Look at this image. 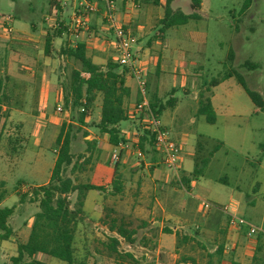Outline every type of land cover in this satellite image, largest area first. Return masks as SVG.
Returning <instances> with one entry per match:
<instances>
[{"label": "rangeland", "instance_id": "obj_1", "mask_svg": "<svg viewBox=\"0 0 264 264\" xmlns=\"http://www.w3.org/2000/svg\"><path fill=\"white\" fill-rule=\"evenodd\" d=\"M50 1L0 0V17L10 18L12 29L21 32L24 36L20 35L19 38L25 39L32 35L30 26L36 27L38 33L42 28L49 31L50 28L44 23L43 18L49 13ZM56 1L66 2V0ZM243 2L244 0H201V9L197 13L198 21H190L184 27L175 29L176 31H163L164 39L170 44L175 41V44L181 43L183 47L186 45L192 49L188 51V54L177 53L175 55L176 72H173L172 81L166 85L165 89L173 90L171 97L176 108L175 111L167 110L163 113L160 121L166 127L163 131L173 142L168 132V129H172L170 126L172 120L176 117L184 118L183 121L186 124L184 132L196 150L192 162H187L183 166L184 171L189 172L188 175H183L177 169V178L181 185L176 181L173 172L163 165L160 166L158 161L155 160L157 165L151 167L155 181L148 185L150 184V187H155L157 190L160 189L158 187L163 186L164 191L178 189L176 192L179 193V202L182 205L177 213L173 211L179 219L174 232L180 252L169 264H218L212 250L220 247L225 237H231L234 234H227V231L231 229L227 225V217L214 210H220L230 204L235 208L236 219L242 220L253 228L255 234L250 235L246 227L231 230L237 231L241 243L245 244L251 240L253 245L251 252L255 254L256 249H259V252L255 254L257 259H260L264 252V114L257 110L255 114V109L240 91V96L234 98L231 103L236 109L235 117L239 116V118L226 119L225 123L220 119L218 125L210 126L205 124L202 118L192 114L195 123L188 124V111L196 107L198 94L202 93L207 96L206 91L210 92L212 89L210 84L219 81L229 70L239 75L246 88L256 93L264 103V0H251L248 10L240 14ZM171 9L184 14L191 13L190 4L185 0H174ZM154 14L162 15V11L155 8ZM120 18L124 19L122 16ZM117 19L115 14L116 22ZM100 26L99 29L103 32L104 25ZM150 27L152 30L149 34L153 35L161 26L159 22L155 25L151 22ZM174 31L176 33H173ZM177 34L182 37L188 35L187 38H190L191 42L187 39L184 44L185 41L180 39V36L176 38ZM43 36L38 40L40 48L43 47ZM153 36L156 37L155 34ZM97 38L94 39L99 41ZM57 42L58 40L55 39L54 43ZM228 53L232 55L231 63L226 60ZM245 62L254 66V70L242 69ZM108 63L111 62L106 64ZM54 68L56 88L61 90V98L67 97L68 99L70 73L73 68H78V65L69 60L66 65L59 63L58 66L56 61ZM31 71L35 77L38 76L34 68H31ZM165 71L171 79L169 73L173 71V67L169 66ZM52 76L48 70L43 72L44 80L45 77L51 79ZM181 76L185 77L186 93L178 87L182 80ZM40 84L41 82H36V89ZM160 93L164 103L167 95L165 98L162 92ZM8 97L7 103H18V98H14L13 94H9ZM60 105L62 113L57 115L58 118L64 123L69 122L72 117L76 119L79 109L72 113L69 105L67 108H64L62 102ZM28 107L26 105L24 109L27 110ZM53 114H55L54 111L51 116ZM26 115L28 121L24 123L16 120L9 121L8 112L2 114L3 120L0 121H3L0 123V181L4 184L5 192L0 209H13V214L7 221V226L12 232L11 241L0 242V264H11L8 257L13 254L16 256V245L25 241L32 217L37 213V205L30 204L29 197L21 204H19V199L26 196L33 186L43 185L48 181L56 156L52 142V129H40V127L46 128L47 123L37 119L36 109ZM97 118L98 109L93 107L85 117L87 122L85 128L88 132L82 129L76 131V128L72 131L70 154L73 158L72 164H76V170L71 171V167L66 169L64 177L72 181L74 185L92 183L104 186V184H109L110 177L105 175L104 171L108 169L113 171L114 165L110 160V152L101 151V142H97L93 150H89L85 145V142L93 143L92 138L94 137L101 138L94 129ZM235 126H237L236 132H230L228 128ZM119 130L128 135L132 130H137V125L121 123ZM19 133L22 138L16 143L13 135ZM83 133L88 137L83 139ZM32 134H35L34 137ZM26 140L28 144L25 143ZM127 143L126 163L122 165L119 158L116 170H114V178L117 177V180L121 181L124 186L135 184L134 173L142 167V162L132 155L133 152L135 153V144L133 146L129 141ZM147 152L150 151L147 150ZM143 159L149 163L147 156H143ZM136 178L149 181L148 172L142 171ZM182 178L187 181L186 185L182 183ZM190 183H193L191 191L188 194L182 192L181 189L183 191L190 189ZM74 198V195L68 196L70 208H72ZM201 203L209 205L210 212H215L216 215L208 216L201 208ZM136 226L133 224L131 229H136ZM102 227L100 222L95 227L88 225L86 230L89 236L86 240H81L78 234L75 235L73 264H154V257L140 256L139 250L142 247L149 250L150 245L140 240V235L137 233L131 246L119 240L116 252L122 257L121 260L110 257L106 246L109 244L108 241L115 236L106 233ZM170 227L164 225L163 229L168 230ZM148 234L152 235L153 231H149ZM229 242L227 243L228 250L232 244L230 239ZM245 251L250 253L248 250ZM207 252H211L210 255ZM234 260L228 251L224 257H220L219 264H236ZM49 261L53 264H63L53 259ZM49 261L43 259L41 264H49ZM243 262L252 264L249 259H244ZM158 263L165 264L163 257H159Z\"/></svg>", "mask_w": 264, "mask_h": 264}, {"label": "crops", "instance_id": "obj_2", "mask_svg": "<svg viewBox=\"0 0 264 264\" xmlns=\"http://www.w3.org/2000/svg\"><path fill=\"white\" fill-rule=\"evenodd\" d=\"M112 1L116 5L115 14L116 17H118L117 22L124 27L130 37L133 39L131 53L144 72L148 106L149 101L155 106L164 105L167 100L163 103L160 92H162L165 98L167 95V99H172L171 94L173 90L170 89L167 91L165 87L167 84L171 83L173 77L172 75L174 74L173 72H176L177 60L175 59V55L177 53L188 54V51H190L192 47H187L186 45H184L183 47L181 43L175 44V41H172L171 38L170 42H172L170 44L169 42H167V40L164 39V33L160 34L159 30L154 33L156 37L153 36L154 34H149V31L152 30V27H150L151 22H153V25H155V23L159 22L162 19V1H160L157 6H153L148 0H119V2L117 0ZM185 2L187 3L189 2V0H185ZM57 3L58 1L51 0L50 5L48 6V10L50 11V9L56 5L55 8L57 9V11H60ZM51 4H54V6L51 7ZM155 8L161 10L162 15H155ZM61 13V23L67 26L69 23L68 10H62ZM121 16L124 18L123 20L120 18ZM133 19L134 23H132ZM100 25L101 24L99 22V17L97 15L91 16L89 18V30L79 33L75 37H67L66 35H63L65 33V29H63V27L61 26L63 34L61 33V37L56 39L58 40L56 44L54 43L55 39L51 41L48 56H44V47L40 48L38 42L42 35H44V46V37L47 31H45V29L43 28L40 29V32L38 33L36 27L30 26L32 35L28 36L25 39L18 38V41L8 42L6 40L0 39V75L6 77L7 79L5 84V96L7 98L9 94H13L14 98H18V103L10 104L5 102L3 107H1L2 114L8 112L9 121L16 120L19 123H24L28 121V116L26 114L33 112L34 109H36V113H38L37 119L39 121L47 123L46 128L40 127V129H52L54 136L55 130L58 128V126L61 123H64L62 119L57 117V115L53 114L51 116V113H53L55 107L61 102L63 103V98H61V90L59 88H56V78L54 77L55 62L57 61L58 66L59 63L64 66L69 61L61 54V51L64 48L74 49L76 44H83L85 48V56L93 65L101 67L102 65L105 66L107 62L116 64V55L114 54L113 50L106 45L105 39H107L108 36L105 35V33L102 32L101 29H99L101 27ZM177 28H171L168 30H175ZM175 31L173 33H176ZM14 32L18 37L20 35L24 36L21 32ZM179 36L180 35L177 34L176 38L178 39ZM187 37L188 35L184 37L180 36V39L182 38L185 41L184 44L187 42V39H189V41L191 42L190 38ZM94 38H97L99 41ZM57 46H59L58 50H56ZM55 55H57L58 57H56ZM169 66L173 67V71L169 73L171 75V79L169 78L168 73L165 71V69H168ZM31 68H34L36 76L38 75L37 77L33 75L34 73L31 71ZM45 70H48L49 74L53 75L51 79L50 77H45V80L43 79V72ZM72 71H78V68H73ZM119 74L121 75L123 87L129 92V96L124 105V108L130 119L125 123L137 125V130H132L128 133V135L121 133L119 130L120 135L123 136V139L126 142L124 144L125 148L120 150L118 153V159L120 158V163L123 165L126 163V159L128 158V150H126V146L128 145L127 141H129V143L131 142L132 145H137L139 141V137L141 136L140 128L142 126L141 122L143 116L137 114H134L132 116L134 107L139 102L135 83L125 70L120 69ZM181 77L182 80L180 81L178 87L183 90L184 93H186L185 77ZM38 81L41 82V84L39 88L36 89V82ZM240 91H242L241 88L235 83L233 78L225 79L212 87L211 91L207 94L215 119L214 125L212 126L218 125L220 119L223 121V123H225L226 119L232 120L235 118H239V116L235 117L236 109L233 105H231V103L233 102L234 98H238L240 96ZM28 96L30 98H28ZM99 104V99H97L94 107L98 109V114ZM26 105L29 106L27 110L24 109ZM175 108L176 107L174 103L171 109H165L157 117L161 129L164 130L166 128L160 121L161 115L167 110H170V112L175 111ZM196 110L197 105L192 111H188V124L190 125H193L195 123V120L192 118L193 116L199 117L196 115ZM254 113H257L256 109L254 110ZM192 114L193 116H191ZM1 119L2 117L0 118V121ZM183 119L176 117L175 120H172V124L170 125L172 126V129H168V132L173 142L179 148L177 169H179L180 173H182L183 175H188L189 172L184 171L183 166L187 164V162H192L195 157L196 150L194 148V144L188 140V137L184 132V126H186V124ZM98 121L99 115L95 125L98 123ZM0 123H3V121ZM69 123L70 121H66L64 124L67 125ZM86 123V119H84V126L87 125ZM32 129L35 130V128ZM36 129H39V127H36ZM81 129L88 132L85 127H81ZM228 129L230 132L234 133L237 130V126L229 127ZM34 135L32 134L33 137ZM86 137L88 136L86 135ZM21 138L22 137L20 136V133L13 135L14 142L16 143L20 141ZM199 138L201 139V137ZM92 141H94L95 145H97V142H101V151H109L111 153L112 147L107 144V137L105 135L101 136L100 139L94 137L92 138ZM25 143L28 144V141L26 140ZM147 154L148 155H146L145 153H141L142 158L139 160L142 162V167L141 169H137L134 173L136 182L133 185L124 186L121 181L117 180L118 178L116 176V178H114V170H116L114 168L113 171L109 169L104 171L105 175H109L110 177L108 185L104 184L103 186L100 184L87 183L96 187H102L104 191L101 193L92 191L85 194V199L82 206V220L77 224L75 235L78 234L81 240H86L89 236L86 227L88 225L95 227L99 222L103 226L102 228L107 233L105 224H107L110 220H116L118 221V223L127 226L128 230L133 232L132 239L137 233L138 235H140V240L150 245L149 250L144 247L139 250L140 256L142 255L143 257H154V264H159L158 260L161 256L163 257L165 264H169L171 261H174L176 259L178 253L180 252V247L178 245L176 234L174 232L176 229L175 226L179 224V219H177L178 217L174 214V212L176 211L177 213V210H180V206L182 205L179 202V193L176 192L178 189L164 191L162 190L163 186L158 187L160 188L158 190L155 189V187L149 186L155 181L154 171H152L153 168L151 167L157 165L155 164L156 161L159 162L158 164L160 166L161 163L159 157L153 152L152 149ZM132 155L136 157L134 152L132 153ZM143 156H147L149 158V163L145 162ZM142 171L148 172L149 181L136 178V176H138ZM175 179L181 185L176 177ZM114 181L119 182V192L116 193L112 190V182ZM148 183L150 184L148 185ZM192 184L193 183H190V189H188L187 191H183L182 189L181 191L188 194L192 189ZM43 185H36L32 188H37ZM214 211L219 214L221 213L219 210ZM214 213L210 212V210L206 212V214L210 217H214L216 215ZM133 224L137 225L136 229H131V226ZM164 225H168L169 227H171L168 228V230H164ZM149 231H153V234H148ZM236 232L237 231L231 229L227 231L228 235H234L231 237H225V239H223L221 243L222 245H220L222 246L221 257H224L229 251V253L235 259L234 263L245 264L243 262L244 259L252 260V257L254 255L251 252L253 251V245L251 244V240L247 241L245 244L241 243ZM10 236H12V232ZM166 237H168L169 239H167ZM26 239L23 243H20V245L24 244L26 242ZM229 239L232 244L230 245V248L228 250L227 243L229 242ZM9 241H11L10 237L7 243ZM215 250L216 248L212 250V253H214ZM245 250L250 251V253L246 252ZM210 253L211 252H207V254L209 255ZM14 256L15 255L13 254L8 257V259L11 260L15 258ZM43 259H47L49 261L48 258L42 257L39 259V262L41 263V260ZM48 263L53 264L50 261Z\"/></svg>", "mask_w": 264, "mask_h": 264}, {"label": "trees", "instance_id": "obj_3", "mask_svg": "<svg viewBox=\"0 0 264 264\" xmlns=\"http://www.w3.org/2000/svg\"><path fill=\"white\" fill-rule=\"evenodd\" d=\"M153 6L163 2V16L159 21V33L162 34L171 28L185 26L190 21H198L197 13L200 10L201 0H189L191 13L184 15L178 10L171 9L173 0H148ZM251 0H244L240 14L248 10ZM54 4H51V7ZM56 6V5H55ZM54 6V7H55ZM62 27L59 30H49L44 37V56H48L50 43L53 39L61 37ZM61 54L68 60L73 61L78 65V71H72L69 78V97H64L63 105L67 108L69 105L70 112L74 113L79 109V113L74 119L70 118V123L65 125L61 123L55 130L53 136V145L56 154L53 167L50 171L48 182L40 187L31 188L26 196L19 199L21 204L27 197L30 204L37 205V213L32 217L31 226L26 242L22 245H17L16 256L11 259V264H41L39 259L44 257L56 260L63 264H73V241L77 224L82 220V206L85 199V194L88 192L101 193L104 191L102 187H96L91 184L74 185L72 181L64 177L66 169L71 167V171L76 170V164H72L73 158L70 154V142L72 131H76L84 126V119L93 109L97 99H99V121L94 125L99 136L107 137V144L114 148L117 144H125L123 136L119 132V124L127 122L130 118L124 108L128 99L129 92L123 87L121 75L119 74L120 67L116 64L108 63L104 68L93 65L85 56V48L83 44H76L74 49L64 48ZM226 60L231 63L232 55L228 53ZM242 69L254 70V66L245 62ZM80 74L88 76L86 80L80 78ZM233 78L235 83L241 88L244 95L259 113L264 114V103L261 98L254 92L248 90L244 85L242 78L231 70L227 71L219 81H214L210 85L214 87L219 82ZM6 77L0 75V118L2 117L1 107L7 101L5 96ZM209 91H206L208 94ZM174 100L169 98L161 106H155L149 101V110L157 118L165 109H171L174 105ZM81 111V112H80ZM134 115V112L132 116ZM196 115L204 119L207 125H214L215 119L210 106L208 97L205 94L197 96ZM75 120V121H74ZM75 123V124H74ZM141 136L137 145H133L141 153L152 149L153 139L144 127L141 126ZM83 138L86 134H82ZM89 150H93L95 143L85 142ZM116 169V165L113 167ZM183 184H187L185 179H181ZM112 190L119 192V182H112ZM118 188V189H117ZM74 195V203L70 208L68 196ZM5 198L4 184L0 182V204ZM13 209H0V242H7L11 235V231L7 226L8 219L12 216ZM109 234L114 235L106 246L109 256L116 257L121 260L122 257L116 252V248L121 240L127 246L133 243V232L128 230L127 226L118 223L116 220H110L105 224ZM259 249H256V253ZM255 253V254H256ZM222 254V246L216 248L214 256L217 258V263ZM252 257V264H262L264 261V252L261 258L257 259L256 255ZM126 258L130 259L129 256Z\"/></svg>", "mask_w": 264, "mask_h": 264}, {"label": "built area", "instance_id": "obj_4", "mask_svg": "<svg viewBox=\"0 0 264 264\" xmlns=\"http://www.w3.org/2000/svg\"><path fill=\"white\" fill-rule=\"evenodd\" d=\"M60 11L68 10V25L61 23L62 13L52 7L47 16L43 18L44 23L49 26V30H59L60 25L65 29L67 37H75L77 34L89 30V18L97 15L99 22L104 25L103 32L108 36L105 43L109 46L116 55V65L125 70L133 82L135 83L136 93L139 102L134 107V114L142 115V127L145 132L152 137V150L159 157L161 165L173 172L177 178V164L179 148L173 143L167 134L161 129L157 118L149 110L146 97V84L144 80L143 69L138 65L131 53L133 39L128 32L115 21V4L112 0H66V2L57 3ZM19 37L12 29L11 19L0 17V39L6 41H18ZM75 48V47H74ZM80 78L86 80L85 74H80ZM56 115L62 113V107L58 104L54 110ZM81 112V111H80ZM41 113V112H40ZM123 144H117L112 148L110 160L113 165L118 161V153L124 149ZM135 155L137 159H141V153L136 149ZM178 180V178H177ZM203 211L210 210V206L201 203ZM227 217V225L231 229L246 227L250 235L255 234V230L245 224L242 220L235 217V208L232 204L219 210Z\"/></svg>", "mask_w": 264, "mask_h": 264}]
</instances>
